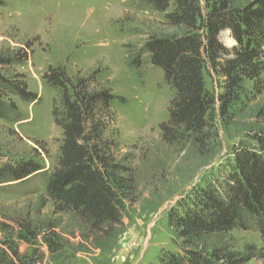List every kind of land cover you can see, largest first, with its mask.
<instances>
[{
  "label": "trees",
  "instance_id": "16d2710c",
  "mask_svg": "<svg viewBox=\"0 0 264 264\" xmlns=\"http://www.w3.org/2000/svg\"><path fill=\"white\" fill-rule=\"evenodd\" d=\"M163 13L179 32L155 36L142 50L163 72L172 91L168 118L159 124L161 140L210 163L216 158L217 118L227 121L240 100L243 84L258 87L264 71V0H142ZM5 0H0V7ZM228 30L235 43L224 46L218 35ZM27 59L23 50L0 54V118L18 119L13 98L38 100L25 76L13 67ZM140 64L132 57L131 65ZM221 80L220 92L210 90L204 72ZM43 79L59 91L53 121L61 131L56 163L45 182V196L55 214L75 218L81 237L94 249L110 250L123 232L122 219L134 201L136 184L130 169L117 157L118 129L112 128V107L118 98L95 80V74L70 81L60 67H49ZM119 99V98H118ZM218 116V117H217ZM217 146V147H216ZM231 157L203 171L167 212L175 250H161L153 264H264V134L239 141ZM39 162L18 159L0 163V183L26 180L42 170ZM0 223V264H40L66 259L68 246L59 223L42 230L32 222ZM257 231L260 246L235 250L211 243L213 236L234 229ZM21 243L27 248L19 250ZM45 246L48 256L39 246Z\"/></svg>",
  "mask_w": 264,
  "mask_h": 264
},
{
  "label": "rangeland",
  "instance_id": "374dc122",
  "mask_svg": "<svg viewBox=\"0 0 264 264\" xmlns=\"http://www.w3.org/2000/svg\"><path fill=\"white\" fill-rule=\"evenodd\" d=\"M203 1V0H202ZM250 0H236L243 4ZM179 32L164 14L142 0H5L0 7V54L23 50L27 59L13 69L25 76L28 90L38 95L34 102L17 98L20 117L0 118V163L32 159L41 172L18 182L0 183V223L32 222L36 228L58 222L68 250L66 259L40 264H153L161 250H175L167 225V212L198 179L219 160L231 157L232 145L264 134V71L258 87L243 84L240 100L227 121L217 118L218 142L214 161L204 162L189 152L166 147L159 124L167 120L172 91L163 72L152 65L142 48L155 36ZM226 47L235 43L228 30L218 35ZM132 57L140 64L131 65ZM49 67H60L70 81L95 74L96 82L117 96L112 107V128L118 129L117 157L135 180L134 201L122 219L123 232L110 250L85 243L74 217L55 214L45 196L48 173L56 163L61 131L53 121V103L59 91L43 79ZM207 87L220 92L221 80L204 72ZM218 117V116H217ZM4 232L0 228V239ZM211 243L235 250L260 246L257 231L234 229L213 236ZM48 256L45 246H39ZM27 246L21 243L20 251ZM249 264H262L251 260Z\"/></svg>",
  "mask_w": 264,
  "mask_h": 264
}]
</instances>
